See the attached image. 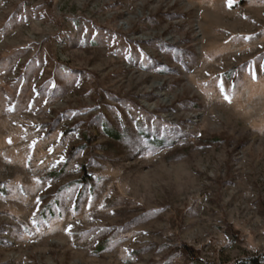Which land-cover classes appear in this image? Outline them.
I'll return each mask as SVG.
<instances>
[{
  "label": "rangeland",
  "instance_id": "obj_1",
  "mask_svg": "<svg viewBox=\"0 0 264 264\" xmlns=\"http://www.w3.org/2000/svg\"><path fill=\"white\" fill-rule=\"evenodd\" d=\"M261 255L264 0H0V264Z\"/></svg>",
  "mask_w": 264,
  "mask_h": 264
},
{
  "label": "trees",
  "instance_id": "obj_2",
  "mask_svg": "<svg viewBox=\"0 0 264 264\" xmlns=\"http://www.w3.org/2000/svg\"><path fill=\"white\" fill-rule=\"evenodd\" d=\"M109 135H113V137H116L113 132L109 131ZM264 262V256H254L251 258L244 259L242 261L237 262L236 264H262Z\"/></svg>",
  "mask_w": 264,
  "mask_h": 264
},
{
  "label": "snow or ice",
  "instance_id": "obj_3",
  "mask_svg": "<svg viewBox=\"0 0 264 264\" xmlns=\"http://www.w3.org/2000/svg\"><path fill=\"white\" fill-rule=\"evenodd\" d=\"M227 2H228V6L231 7L232 6V3H233V0H227ZM253 78H255V75H253ZM220 90L224 94L225 100H227L228 102H231V96L225 90L224 85H223L222 82L220 84Z\"/></svg>",
  "mask_w": 264,
  "mask_h": 264
},
{
  "label": "bare ground",
  "instance_id": "obj_4",
  "mask_svg": "<svg viewBox=\"0 0 264 264\" xmlns=\"http://www.w3.org/2000/svg\"><path fill=\"white\" fill-rule=\"evenodd\" d=\"M152 107V106H151Z\"/></svg>",
  "mask_w": 264,
  "mask_h": 264
}]
</instances>
